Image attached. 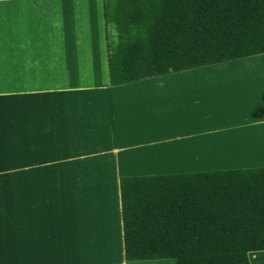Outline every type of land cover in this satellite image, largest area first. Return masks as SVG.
Segmentation results:
<instances>
[{
    "label": "rangeland",
    "instance_id": "1",
    "mask_svg": "<svg viewBox=\"0 0 264 264\" xmlns=\"http://www.w3.org/2000/svg\"><path fill=\"white\" fill-rule=\"evenodd\" d=\"M79 1L82 0H0V264H87L83 255L82 261L76 262L79 245L75 246V241L79 224L87 220L88 213L96 215V221L97 218L103 219L106 214L100 199L101 192H94L90 183L95 176V169L103 170L104 174L113 171L109 164L113 160L111 151L116 146V138L109 134L110 123L114 124L115 117H106L107 112H110V104L108 107L105 104L106 110L102 113L100 109L104 105L97 102L102 88L96 86L95 80H100L101 73L97 72V77L92 76L94 73L87 71V65L80 63L83 57L77 55L73 60L76 68L71 67L74 71L66 67L65 71L52 73L62 80L59 83H66V87L58 86L57 81H48L49 73H45L38 62L37 69L32 72L30 65L36 61V55L33 54L27 60L22 50L24 37L33 41L34 49H37L38 45L43 46V38L49 35L51 39L58 35L65 36V50L73 52L72 47H80L87 35H81L75 26L78 16L75 10L81 12L82 9ZM43 2L47 9L43 8ZM108 29L115 36L114 26L108 25ZM38 54H41L40 50ZM255 57L264 64V55L246 59ZM65 63H71V55L66 57ZM227 64L225 66L228 69L235 67L232 65L234 63ZM239 64L243 66L246 63H238L241 66ZM250 64L252 62L249 61L244 68L247 71L238 77L226 73L228 80L217 75L212 78L209 76L208 79H218L224 84L222 86L226 84L227 87L230 77L238 78L237 85L241 88L242 81L243 90L249 88L247 83L253 86L255 82L261 108L253 105L254 99L245 101L246 97H235L239 89L234 91L236 95L233 94V105L229 97H225L227 91L218 94L211 89L208 97L214 98L223 93L224 98L212 101L207 106L203 99L189 104L171 103L170 96L165 105L164 98L154 92L140 100L143 117L138 128L151 126L153 116L155 132L163 133V129L158 126V118L163 117L161 121L165 129L169 128L166 119L170 118L174 121L176 131L190 133L194 127L191 114L203 113L204 110L213 119V127L224 126L221 132L226 130L228 135L205 136L203 149L191 153L198 161L232 164L209 171L264 167L251 165L252 162L264 163V79L258 87V66ZM86 99L90 102L88 105L83 104ZM220 105H224L221 111L218 110ZM87 106L94 107L91 108L92 117H84L81 112ZM242 107H246L247 112H243ZM100 113L101 118L98 117ZM253 113L258 114V120L251 128L244 127ZM107 118L110 122L108 128ZM240 124L242 126L238 128L236 125ZM114 128L116 130L115 125ZM246 134L251 136L246 137ZM161 135L167 142L156 139L155 145L168 143V147L147 151L146 158L150 159H144L143 163L149 165L142 168V165H131L133 159L137 160L136 147L139 146L133 144L136 142L134 139L140 138L131 137L124 142L121 147L128 145L134 149L131 148L132 154L129 156L126 152V157L124 153L123 158L119 155L120 161L124 159L123 162H127L119 167L123 173L118 177L148 171H153V174L171 173L173 171H170V166H183L181 161H185L180 157L186 153L170 151L168 133ZM224 138V143H221ZM128 159H132L131 163ZM193 161L190 157L187 162ZM105 164L109 167H94H103ZM126 168L129 170L126 171ZM93 192L96 198L90 200L91 210L88 203L89 195H93ZM248 260L250 264H264V252L249 253ZM170 261H173L170 264H175L174 260Z\"/></svg>",
    "mask_w": 264,
    "mask_h": 264
},
{
    "label": "trees",
    "instance_id": "2",
    "mask_svg": "<svg viewBox=\"0 0 264 264\" xmlns=\"http://www.w3.org/2000/svg\"><path fill=\"white\" fill-rule=\"evenodd\" d=\"M102 5L111 87L264 54V0ZM119 196L126 262L250 264L264 252V167L125 175Z\"/></svg>",
    "mask_w": 264,
    "mask_h": 264
},
{
    "label": "crops",
    "instance_id": "3",
    "mask_svg": "<svg viewBox=\"0 0 264 264\" xmlns=\"http://www.w3.org/2000/svg\"><path fill=\"white\" fill-rule=\"evenodd\" d=\"M24 2L26 3L27 1ZM79 3H80L79 7H81L82 9L81 12H77V10H75L78 15L77 21L75 20L77 25L75 26L77 30L80 31L81 35H87L83 40V44H81L80 47L78 48L72 47L73 52L72 50L69 49L65 50V48H63L64 45L63 43L66 42V38L65 36L62 35L61 36L58 35L57 37L55 36L52 39L50 38V35L48 37L45 36L43 38V46L37 44L38 45L37 49H34L35 44H32L33 41H28V39L27 38L25 39L24 37L23 38L24 44L22 47L23 52L26 54L25 57H27V60L28 57L33 56V54L36 55L35 56L36 61H33V63L30 65L31 71L33 72L35 71V69H37L36 64L38 62L39 65L41 64V68L44 70V72L49 73L47 74L48 75L47 78H49L48 81L49 82L57 81L56 83H58V86H63L64 84L59 83L62 80L57 79L54 76L55 74L52 73H56V72L60 73L62 71H65L66 67L68 68L69 71H71L73 68H76V64L74 65V61H73L74 58L77 55L82 56L83 58L80 59V63L82 62L87 65L86 66L88 69L87 71H89V73L91 74L94 73L92 76L97 77L98 75L97 72L101 73L100 80L97 79H96L97 81L95 80L96 86L98 88L99 87L102 88V90L100 91L101 93L100 99L99 100L97 99L98 100L97 102L100 103L102 102V105H104L103 109H100L101 112L103 113V111L106 110L105 104L107 105V107L110 104L109 106L110 112L109 113L107 112L108 115L105 116L115 117L114 124L110 123L108 121V118L106 124L107 128H108V123L111 124V129L109 134L111 135L112 138L113 137L116 138V142H115L116 146H114L113 148L114 151L113 150L111 151V153H113V160L111 161V164H109L111 170L113 169V171H110L111 174L110 173L104 174L103 170L100 171L95 169V173H94L95 176L93 177V179L91 178V182H90L92 183L91 189L94 192L95 191L101 192L102 195L100 194L101 195L100 199L102 200V207L105 209L104 211H106V214L103 219L102 217L100 219L97 218L98 223H96L97 222L96 215L94 214L92 215L88 213V216L86 217L87 220L86 221L84 220V223L81 222V224H79V230L77 231V237L75 241V246L79 245V248L77 250L78 255L76 262L78 263L79 261L80 263V261H82L81 258L84 257L86 259L87 264H170V262L173 261L161 260V261L127 263L124 260L118 175L120 173H123V170L119 167L122 165H126L127 161L125 160V162H123L124 159L120 161L121 159L119 160V155L120 157L122 156L121 158H123L122 154L124 153V156L126 157L125 154L126 152L127 156H129L130 154H132L131 148L132 150L134 148L129 147L128 145H126V147H121V145H123V143L128 141V139H130L131 137L140 138L141 141L140 139H134V141L136 142L133 144H139V146L136 147L135 156L137 160L133 159L134 162L131 165H137L138 167L142 165L140 168L147 167L149 164L145 165L143 163L144 159L146 160L150 159V158H146V152L151 151L152 149L154 151H157L158 148L167 146L168 143L160 144V146L155 145L156 139L158 140L161 139L163 142H167L165 138L161 135L167 132L170 137L168 139L170 151L176 150L186 153V155H181L180 157L181 160L185 161V162L181 161L184 165L183 166L177 165L176 167L170 166L172 167V170L170 171H173L171 173H187L188 171H202V170L209 171V169L231 166L232 164L231 163L208 164L207 162L198 161V158L194 157V155L191 153H197L195 152L196 150L203 149V146H205L204 144L206 141V139H203L205 136L212 137L213 135L214 136L221 135V137H225L226 135H228V132L226 130L221 132L224 129L223 128L224 126L213 127V121H212L213 119H211L208 113H205L204 110L203 113L191 114L190 118L192 120V123L194 124V127L190 133H183V131H176L174 121L171 120L170 118L166 119V122L169 124V128H166L168 130L164 132V130L166 129L161 121L163 117L158 118V126L159 128L161 127L163 129V133L155 132L153 129L155 117L153 116H151L152 118L151 126L138 128V125L140 124L143 117L142 116L143 112L140 106V100L146 99L148 95H152L155 92V94L157 93L164 98L165 105L167 104V99L170 96L171 103L176 104L177 102L178 104L180 103L189 104L191 101L203 99L205 106H207L208 103L212 101L214 102L220 101L221 99L224 98L223 93L214 98L208 97L209 91H211L212 89V91L214 90L217 91L218 94H220V92L222 91L223 92L227 91L225 97H229L230 104L233 105L232 99H234L233 97L234 95H236L234 94V91L239 89V94H237L235 97L238 98L246 97L245 101L248 100L251 101L252 99H254L253 105H256V107L258 106V108H261L259 107V103H258L259 100L258 88L255 87V82H254L253 86L251 85V83L250 84L247 83V85H249V88L243 90L242 86L244 87V85L242 84V81H241L242 86L241 88H239V86L237 85V83H239V80L233 77H230V83H227V87L226 84L225 86H222L224 84L222 82H219L218 79H214V81L208 79L209 76H210L209 78H212L211 77L212 75H210L214 73L211 72L212 70L216 68L224 67L225 65L223 64H226L227 62L208 66V67L198 68L194 70L184 71L180 73H174L163 77L132 82L122 86L111 87L109 85L108 75H107V60H106V49H105L106 48L105 24L103 18L102 0H82L79 1ZM43 8L44 9L46 8L45 3ZM39 50L41 54H38ZM68 55L69 56L71 55V63H68L66 65L65 61ZM257 58L258 57L252 59H257ZM235 62H237V60H235ZM245 71L247 70L244 69L241 73L243 74V72ZM248 71H250V69ZM218 77H222L225 80L229 79L228 75H222V76L219 75ZM261 78L264 79V77ZM256 83H258V87L259 84H261L259 79H257ZM205 85H207V87ZM73 86L75 85L73 84ZM64 87H66V83ZM251 91H254V93H251ZM228 92H230V94L232 95H228L229 94ZM175 97L177 98V101H175ZM245 101H243V103L246 105L247 103ZM89 103L90 102H88V99L83 101V104L88 105ZM246 106L249 105L247 104ZM219 107L220 108L218 110L221 111L224 108V105L222 106L220 105ZM91 108L93 109L94 107L87 106L86 108L83 109V111H81L83 112L84 117L85 116L87 117V115H91L93 113L91 111ZM242 110L243 112H247L246 107L245 108L242 107ZM249 110L251 111L250 107ZM102 113L98 115L99 118H101ZM257 115H258L257 113H253L252 114L253 117L249 116L248 118L251 120H247L245 123L247 125H244V127L251 128L253 124L256 123V120H258L256 119ZM105 116L104 118H106ZM249 122L251 123L250 125H248ZM114 125L116 126V130L114 128ZM236 126L240 128V126L242 125L240 124ZM247 136L249 137L251 135L246 134V137ZM225 139L226 138L222 139L223 141L221 140L220 142L224 143ZM253 142L255 143V140ZM257 142H259V140ZM143 153L145 154V157H143ZM190 157L194 159L193 162H187L188 159L190 160ZM128 161L131 163L132 159H128ZM109 165L105 164V166L103 167L96 165L94 167H96L97 169L105 168V167L108 168ZM251 165L264 166V163L252 162ZM237 166H243V165L237 164ZM127 170L129 169L126 168V171ZM113 172L115 175H113ZM152 172L153 171H148L146 173L138 174V175H149V174H153ZM165 173H170V172H165ZM127 176H133V175H127ZM94 192L93 195L91 193L89 195L90 203L88 204L91 210L93 208L90 200L96 198ZM90 219L91 221H89Z\"/></svg>",
    "mask_w": 264,
    "mask_h": 264
},
{
    "label": "bare ground",
    "instance_id": "4",
    "mask_svg": "<svg viewBox=\"0 0 264 264\" xmlns=\"http://www.w3.org/2000/svg\"><path fill=\"white\" fill-rule=\"evenodd\" d=\"M258 60H256V59H244V60H241V61H237V62H231V63H234V64H232V65H235V67H233V68H231V69H228V68H226L227 66H224V68H216V69H214V70H210L211 72H214V73H212V74H210V75H212V76H215V75H217V76H222V75H227V74H229V73H231V76H234V74H236V76L235 77H238V75L244 70V68L247 66V64H248V62L250 61V62H252V64H250V65H254V63L256 64V66H258V72L260 73V77H259V80L260 81H262L263 79L261 78V77H264V64L262 63V62H260V60H259V58H257ZM244 61V62H243ZM246 61V62H245ZM231 63H228V64H231ZM238 63H246V64H243V66H242V64H239V65H241V66H238ZM227 64V65H228ZM223 65H226V64H223ZM231 65V66H232ZM220 66V65H219ZM219 66H217V67H219ZM259 66H261V67H259ZM226 69V70H225ZM255 71V70H254ZM215 72H218V73H215ZM227 73V74H226ZM257 75V74H256ZM258 76V75H257ZM206 77V76H205ZM235 79H238V78H235Z\"/></svg>",
    "mask_w": 264,
    "mask_h": 264
}]
</instances>
